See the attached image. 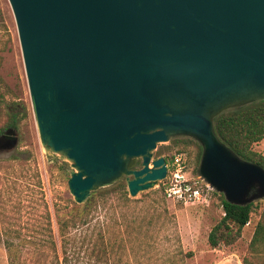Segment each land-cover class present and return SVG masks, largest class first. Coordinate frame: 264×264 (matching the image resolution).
<instances>
[{
  "label": "water",
  "instance_id": "1",
  "mask_svg": "<svg viewBox=\"0 0 264 264\" xmlns=\"http://www.w3.org/2000/svg\"><path fill=\"white\" fill-rule=\"evenodd\" d=\"M7 3L39 144L68 163L74 203L163 180L152 151L175 137L199 145L196 177L226 202L264 198V170L213 131L218 114L264 100V0ZM16 141L6 128L0 150Z\"/></svg>",
  "mask_w": 264,
  "mask_h": 264
},
{
  "label": "trees",
  "instance_id": "2",
  "mask_svg": "<svg viewBox=\"0 0 264 264\" xmlns=\"http://www.w3.org/2000/svg\"><path fill=\"white\" fill-rule=\"evenodd\" d=\"M1 103L3 96L0 93ZM17 104L19 103H13L12 109L6 110V119L0 126V134L6 128L16 127L18 114H20L19 118H23L25 108L23 105L18 107ZM213 131L218 140L239 158L255 163L264 170V156L253 148L254 144L264 136V100L218 114L213 119ZM197 147L195 165L200 153L199 145ZM20 154L22 156L11 155L10 158L16 162L19 169L16 171L12 167L10 176L5 178L6 183L0 188V235H2L7 264H107L104 259L113 250H123L127 245L133 244L139 246L143 242L138 238L141 225L134 224V221L144 218L138 217L135 211L128 219L125 212L120 211L119 216L112 217L110 223L103 220L96 221L89 229V222L94 212L103 211L104 203L107 201L106 193H98L100 198L97 205V201L92 200L93 195L97 193L96 190L92 191L83 203L77 204L67 212H63V205L59 203L54 205V219L60 240L57 250L51 232L49 211L33 157L26 151ZM170 156L171 154L163 156L165 162H168ZM159 186L163 197L161 181ZM124 187L123 183L117 186L118 205L135 207L137 199L129 197ZM210 194L217 193L208 191V199ZM217 197L222 215L207 233L206 240L211 248L219 243L227 245L234 242L248 222L250 212L260 208V202L264 205V198L245 205H235L226 202L219 193ZM151 206L147 207L146 212H149ZM149 219L151 217L146 219L147 222ZM112 228L116 233L111 231ZM119 230L125 231L126 236H120ZM76 231H79L77 235L71 233ZM110 236L112 241L109 240ZM86 250H88L87 255L94 256V260L78 261L79 254L85 253ZM173 250L170 252L171 256H167L168 264H171L170 260H174V255H178V259H175L178 264H183V259L191 256L190 251L183 253L179 246ZM82 261L85 263H79ZM241 262L264 264V209L258 213L247 244L246 255L242 257Z\"/></svg>",
  "mask_w": 264,
  "mask_h": 264
},
{
  "label": "rangeland",
  "instance_id": "3",
  "mask_svg": "<svg viewBox=\"0 0 264 264\" xmlns=\"http://www.w3.org/2000/svg\"><path fill=\"white\" fill-rule=\"evenodd\" d=\"M0 93L3 96V103L0 104V126L5 122L6 110H11L13 103H19L18 107L23 105L25 108L23 118H19L20 114H18L14 128L16 145L9 151L0 150V188L6 183L5 178L10 176L12 167L16 171L19 169L16 162L10 158L11 155L22 156L20 153L23 151L29 153L39 173L43 197L50 215L51 232L58 250L60 240L53 207L59 203L63 205V212H67L77 204L73 202L66 186L68 163L56 155L45 153L39 144L31 114L14 21L7 0H0ZM197 145L191 139L175 137L167 142L157 143L152 151V158L168 156L176 151L185 152V175L193 181L197 179L195 174ZM119 183L124 184L123 179L97 190V193L93 195L92 200L97 201V205L100 198L98 193H106L107 201L104 203L103 211L94 212L89 222V229L96 221L103 220L110 223L111 218L118 217L120 211L125 212L127 219L135 211L138 217L144 218L134 221V224L140 223L141 225L138 238L143 242L139 246L133 244L127 245L123 250H113L114 252L107 254L104 259L107 264H168L167 256H171L170 252L174 251L173 249L177 246L183 253L191 252V256L183 259V264H242L241 259L246 255L249 241L248 235L246 236L247 225L254 214L258 216L259 208L250 212L248 222L234 242L227 245L219 243L211 248L206 240L207 233L222 215L218 193L210 194L207 203L183 205L165 200L160 192L158 181L152 187L137 192L133 197L137 199L136 206L127 208L118 205L119 202L116 200ZM262 204L263 202H260L261 208ZM149 205H152V208L146 212ZM150 217L151 219L147 222L146 219ZM114 228L111 231L116 233ZM71 233L77 235L79 231ZM118 234L122 237L126 236L123 230H119ZM109 240L112 241L111 236ZM87 254L88 250L79 254L78 261H93L94 256ZM173 259L170 260L171 264L179 263L175 261L178 255H174ZM0 264H7L2 235H0Z\"/></svg>",
  "mask_w": 264,
  "mask_h": 264
},
{
  "label": "built area",
  "instance_id": "4",
  "mask_svg": "<svg viewBox=\"0 0 264 264\" xmlns=\"http://www.w3.org/2000/svg\"><path fill=\"white\" fill-rule=\"evenodd\" d=\"M166 173L163 180L162 193L167 201L180 204H198L208 202L210 189L200 180H191L185 175L186 154L176 151L165 162Z\"/></svg>",
  "mask_w": 264,
  "mask_h": 264
},
{
  "label": "crops",
  "instance_id": "5",
  "mask_svg": "<svg viewBox=\"0 0 264 264\" xmlns=\"http://www.w3.org/2000/svg\"><path fill=\"white\" fill-rule=\"evenodd\" d=\"M253 148L260 152L263 156H264V136L261 140H259L258 142H256L253 146ZM261 208V207H260ZM258 209V212L261 210V209H264V205H262V208L261 209ZM254 214V213H253ZM258 216H255V214L253 215V218H251V222H249V224L247 225V229H246V236L248 235V240L251 236V233H252V230H253V226H254V223L256 221Z\"/></svg>",
  "mask_w": 264,
  "mask_h": 264
}]
</instances>
